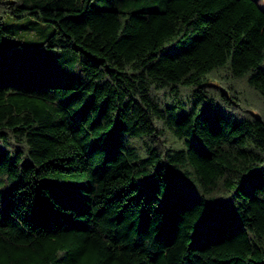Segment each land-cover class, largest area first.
<instances>
[{"label": "trees", "instance_id": "16d2710c", "mask_svg": "<svg viewBox=\"0 0 264 264\" xmlns=\"http://www.w3.org/2000/svg\"><path fill=\"white\" fill-rule=\"evenodd\" d=\"M0 264H264L257 0H0Z\"/></svg>", "mask_w": 264, "mask_h": 264}, {"label": "rangeland", "instance_id": "374dc122", "mask_svg": "<svg viewBox=\"0 0 264 264\" xmlns=\"http://www.w3.org/2000/svg\"><path fill=\"white\" fill-rule=\"evenodd\" d=\"M257 2L264 9V0H257ZM32 22L33 21L30 19H25L19 22L8 19L6 21V26L9 27V29H20V27H23L22 32L25 34L22 36L24 37L22 41L26 43V45H37L39 42L37 39V35L39 34V26H36Z\"/></svg>", "mask_w": 264, "mask_h": 264}]
</instances>
